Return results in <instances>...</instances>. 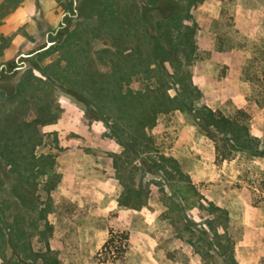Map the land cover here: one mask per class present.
<instances>
[{"label": "rangeland", "instance_id": "rangeland-1", "mask_svg": "<svg viewBox=\"0 0 264 264\" xmlns=\"http://www.w3.org/2000/svg\"><path fill=\"white\" fill-rule=\"evenodd\" d=\"M57 1L59 18L70 6L62 39L96 27L99 16L84 14L78 0L74 18L72 0ZM165 3L172 17L158 39L171 51L164 61L153 58L137 15L130 18L133 37L100 20L103 28L90 36L95 63L49 69L42 61L53 51L27 60V100L0 108V227L7 239L0 264H38L48 249L59 264H264V156L251 150L264 151V103L255 100H264V0ZM34 6L42 13L39 0ZM121 75V91L134 96L123 105L106 98L99 112L87 99L91 84L110 85ZM167 98L168 109L154 105ZM181 99L190 106L180 107ZM147 104L152 121L139 125ZM202 106L229 117L244 110L248 117L238 121L247 125L250 147L229 149L230 141L218 140L216 150L197 125ZM4 112L14 113L7 123ZM10 239L32 249L23 263Z\"/></svg>", "mask_w": 264, "mask_h": 264}, {"label": "crops", "instance_id": "crops-1", "mask_svg": "<svg viewBox=\"0 0 264 264\" xmlns=\"http://www.w3.org/2000/svg\"><path fill=\"white\" fill-rule=\"evenodd\" d=\"M76 1L72 0L73 18L78 14L77 9L79 11L81 9V7L80 9L79 7L75 8ZM35 2L36 0H0V82L7 83L6 86L0 85V108L5 101L16 98L27 100V97H23V95L32 82L26 71L28 68L27 60L32 57L44 55V59L47 53L53 51L55 53L54 58L42 61L43 66L49 67V69H53L54 63H59L60 69H63L65 63L96 62L89 54L92 44L90 36L95 29L98 30L100 26L103 28L100 18L97 19L96 27L92 25L88 27V32L79 33L78 29H73L68 31L65 39H62L60 37L62 34L59 35V32L62 27L66 26L63 18L70 14V6H66L59 18L57 0H39L44 5L42 13L35 10ZM135 2L139 7L133 6L134 0H78L79 6L80 4L84 6L82 7L84 14L87 12L95 13L98 16H105L104 18L111 16L108 15L111 10L118 14L120 6L126 5L118 16L123 18L130 13L129 20L138 15V9L141 5L147 3L146 0H135ZM136 31L138 32L137 28L127 27L124 31L118 30L119 34L116 35L133 37ZM147 31L149 36H153L154 33L152 34L150 29ZM38 33L41 35V41L36 38ZM11 36L12 38H10ZM80 36H82L81 39ZM8 38H10L9 41H7ZM131 41L133 42V40ZM117 43L121 44L119 40ZM124 47L125 45L121 47V52L124 51ZM129 50H133L132 45ZM62 63L64 64L61 65ZM22 109H25V105L19 106V110ZM1 115H3L4 123H7V119L12 118L14 113L4 112Z\"/></svg>", "mask_w": 264, "mask_h": 264}, {"label": "trees", "instance_id": "trees-1", "mask_svg": "<svg viewBox=\"0 0 264 264\" xmlns=\"http://www.w3.org/2000/svg\"><path fill=\"white\" fill-rule=\"evenodd\" d=\"M147 3L142 5L138 9V17L142 20L145 29H150L153 28L155 30V34L151 36L152 39V56L156 60L164 61L168 58V54H170L171 51H166L163 48H161L159 44V36L161 35L162 29L165 30V26L167 22L170 20L172 17L170 14H168L165 10L166 7V0H146ZM158 14L156 18L153 17V13ZM108 15H111L110 17L104 18L103 15H100L99 18L102 22H107L111 25H116L118 30H123L127 27L130 26V21L129 20V14L125 15L123 18L118 16V14L115 13V11H109ZM179 30V28L177 29ZM188 31L185 32L184 34V40L187 42V35ZM182 41H178L173 44L175 50L177 49V46L181 43ZM136 52V51H135ZM133 54V50L131 51V54H128V56ZM139 55V54H138ZM249 61V60H248ZM249 67V63H246V65L243 68L242 73L245 74V70H247ZM133 69L130 71L132 72ZM117 75V73L115 74ZM246 79L250 81L253 84V80L249 77L246 76ZM122 80H127L124 75H121L120 77H117L115 81L110 85H107L106 83H101L99 82L96 85L90 86L92 93L90 97H87L88 102L92 104L96 110L101 112L103 109V105H101L106 98L112 100V101H118V104H124L122 103V100H126L128 98H132L134 95L131 93V91L128 92H123L121 91V85H122ZM70 91H74L76 94L75 96H78L79 98H83L84 100L86 99L85 95L82 94V92L72 88L68 87ZM121 100V101H120ZM256 103L262 104L264 103V100L261 101L259 98H256ZM180 107L183 109L186 106H190V104L185 101V99H181L179 101ZM172 104V100L170 98H167L165 101L162 100H155L154 105L157 106V108H161L159 106H163V109H168ZM145 105L142 107V109L138 112L136 121L139 122V125H141L144 121L145 122H150L152 121L151 117V112L148 111V107L152 108V105ZM121 110V109H120ZM154 110V109H153ZM196 110V117L198 119L197 125L205 132V134L211 138L214 143H215V148L216 150L219 151L220 147L217 144L218 140H228L231 143H228V148L233 149V148H243V147H250L249 142L250 138L247 134V125L246 123H241L238 121L239 117H248L247 113L242 110V109H236L235 115L232 117L226 116L222 114L219 110H213L209 108L208 106H202V107H197L195 108ZM124 111V110H123ZM121 110V112L123 113ZM126 112V111H125ZM124 112V113H125ZM154 112V111H153ZM123 113V114H124ZM123 114L119 116H123ZM225 149L222 150V158H227L229 155L228 153H225ZM255 155H261L264 156V151H256L255 148L251 149ZM19 196H21L19 194ZM19 235V232H18ZM111 240V238L107 239L105 241V244L108 243ZM7 239L5 238L2 228L0 227V254H2V248L5 245ZM14 250L23 258L22 263L26 258L32 254V249L30 248L29 244L27 242H21L17 243L15 240L10 239L9 243ZM50 254V255H49ZM42 261L39 262L38 264H59L56 256L52 251L49 249L45 252L40 254ZM21 262V261H20Z\"/></svg>", "mask_w": 264, "mask_h": 264}, {"label": "water", "instance_id": "water-1", "mask_svg": "<svg viewBox=\"0 0 264 264\" xmlns=\"http://www.w3.org/2000/svg\"><path fill=\"white\" fill-rule=\"evenodd\" d=\"M74 2L76 1V0H73Z\"/></svg>", "mask_w": 264, "mask_h": 264}]
</instances>
